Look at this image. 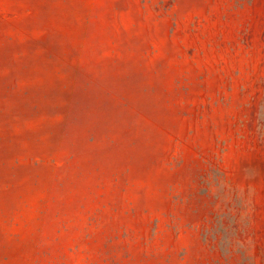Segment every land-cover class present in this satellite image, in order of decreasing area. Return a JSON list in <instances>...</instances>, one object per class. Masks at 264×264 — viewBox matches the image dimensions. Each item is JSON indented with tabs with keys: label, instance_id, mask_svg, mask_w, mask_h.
Segmentation results:
<instances>
[{
	"label": "rangeland",
	"instance_id": "obj_1",
	"mask_svg": "<svg viewBox=\"0 0 264 264\" xmlns=\"http://www.w3.org/2000/svg\"><path fill=\"white\" fill-rule=\"evenodd\" d=\"M0 264H264V0H0Z\"/></svg>",
	"mask_w": 264,
	"mask_h": 264
}]
</instances>
